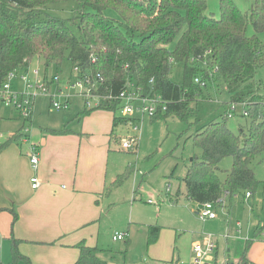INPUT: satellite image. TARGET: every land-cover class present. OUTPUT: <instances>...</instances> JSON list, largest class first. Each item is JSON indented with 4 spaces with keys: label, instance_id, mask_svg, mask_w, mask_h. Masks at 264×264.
<instances>
[{
    "label": "trees",
    "instance_id": "obj_1",
    "mask_svg": "<svg viewBox=\"0 0 264 264\" xmlns=\"http://www.w3.org/2000/svg\"><path fill=\"white\" fill-rule=\"evenodd\" d=\"M68 1L78 5L72 17L53 14ZM218 1L219 16L213 17L206 14L208 0H0V85L9 72H25L34 57L41 58L45 68L50 64L58 68L67 58L78 79L102 97L91 109L85 105L83 114L97 108L119 109V101L108 96L131 82L145 95L165 101L166 110L160 111L159 104L152 120L174 116L190 127L198 121L195 103L203 96L194 77L202 73L198 76L202 81L210 80L215 72L230 94V104L246 106L250 123L246 131L234 135L224 114L195 129L192 137L200 155H193L181 177L184 195L203 203L225 191L230 196L253 193L259 181L250 164L264 156V96L255 79L256 70L264 65V43L258 38L264 32V0H253L245 12L233 0ZM248 24L252 35H247ZM173 62L183 65L178 83L170 79ZM112 120L115 126L127 119L113 114ZM14 137L20 135L13 133L9 139ZM228 156L232 165L221 180L219 164ZM263 227H256L255 236L264 233ZM159 231L160 226L148 225L147 244L157 240ZM12 240L14 260L31 264ZM76 247L79 256L70 264H108L99 256L103 250L84 240ZM237 264L248 260L243 256Z\"/></svg>",
    "mask_w": 264,
    "mask_h": 264
},
{
    "label": "rangeland",
    "instance_id": "obj_2",
    "mask_svg": "<svg viewBox=\"0 0 264 264\" xmlns=\"http://www.w3.org/2000/svg\"><path fill=\"white\" fill-rule=\"evenodd\" d=\"M233 1L240 11L245 12L253 0ZM76 8V2L68 1L61 8L53 10V14L62 18L72 17ZM206 14L219 16L218 0H208ZM246 32L247 35L255 33L251 24H248ZM75 33L78 35L76 29ZM258 38L264 43V32L258 33ZM35 69H39L42 77L47 78V95H35L31 111L35 113V118L32 124L20 118L11 104L0 99V117L4 118L0 131L11 129L14 134L20 135L11 141L15 143L17 154L24 157L33 144L32 138L39 125L64 128L65 123H68L72 134L66 139H71L73 144L69 148L72 166L81 173L91 171L99 182L100 191H93L98 193L94 204L99 215L87 226L89 233L84 238L93 242V247L103 250L99 251L102 259L108 264H171L174 254V257L183 261L182 264H190L192 244L207 233H212L219 237L217 264L224 260V256L232 264L243 256L249 260V264H264V233L254 234L258 225H264L262 154L250 164L259 181L257 188L249 198L244 197V191L235 192L232 196L227 194L223 202L215 203L216 218L200 220L195 212L197 205L184 195L185 186L181 177L185 175L186 165L193 155H200L192 133L210 120L221 119L230 111V94L215 72L211 74L210 80L204 79L205 83L201 84L204 97L195 103L198 121L190 127L187 122L174 116L152 120L150 115H142L141 112L128 115L134 116L133 122L140 126L138 144L132 151L119 146V136L130 132L129 125L127 129L121 121L112 126L113 114L125 117L120 109L113 112L97 108L86 115L81 114L85 105L81 92L89 86L78 79L75 68L67 58L58 68L54 64L45 68L44 61L34 57L27 73L31 81H34L31 71ZM21 73L23 71L17 70V76L9 81L11 90L22 89L19 82ZM201 75L198 73V76ZM182 78V63L173 62L170 79L178 83ZM255 79L259 82V94L264 96V65L256 70ZM77 82L81 87L77 86ZM66 100V108L52 106V101L63 104ZM140 103V100H134L131 104L138 107ZM245 108L242 103H234L232 116L226 117V125L234 135H239L240 129L246 131L249 126V117L242 115ZM36 116H39L38 120ZM26 159L22 158L21 163ZM231 165L230 156L220 162L221 180H224L226 170ZM177 190L179 196L176 198ZM147 199L153 203H147ZM149 224L161 226L157 241L151 244H147ZM115 232L124 234V239L113 241ZM248 240L250 242L246 249ZM42 255L52 258L49 264H55L59 256L55 251H46ZM0 264L26 263L21 259L14 260L9 242L5 240L0 244Z\"/></svg>",
    "mask_w": 264,
    "mask_h": 264
},
{
    "label": "crops",
    "instance_id": "obj_3",
    "mask_svg": "<svg viewBox=\"0 0 264 264\" xmlns=\"http://www.w3.org/2000/svg\"><path fill=\"white\" fill-rule=\"evenodd\" d=\"M28 70L29 66L25 72L28 73ZM19 82L23 89L20 77ZM84 104L90 109L96 106L93 100L88 106L84 99ZM85 105L81 114L85 110ZM38 117L36 116L37 120ZM34 118L35 113H31L28 120L30 125ZM3 121L4 118L0 117V124ZM122 123L125 124L126 120ZM65 124L64 128L58 125L46 127L39 125V129L34 132L32 143L38 149L36 171L31 167L28 152L24 157L17 154L15 143L9 139L13 135L12 130L0 131V137L4 138L0 140V244L8 240L12 249L13 237L17 240L18 252L29 258L31 264H49L52 258L42 255L46 251H55L59 255L55 264H70L79 256L76 246L80 241L84 240L87 245L93 247V242H88L84 237L89 233L87 226L99 215L94 204V198L98 196L96 192L100 191L99 182L91 171L81 173L72 166L69 148L70 146L72 148L73 144L71 139H66L72 134V130L68 123ZM112 126L114 127L113 120ZM119 137L121 139L122 135ZM62 143L66 144L61 145ZM22 158H27L22 162L24 166L21 163ZM35 173L40 185L33 189L30 177ZM146 202L149 203L148 199ZM194 203L197 207L201 204ZM113 235L112 240L117 241L113 239ZM217 240L218 246L213 253L215 264L219 247L218 236ZM178 262L183 263L173 254L171 264ZM226 263L232 264L224 256L220 264Z\"/></svg>",
    "mask_w": 264,
    "mask_h": 264
},
{
    "label": "built area",
    "instance_id": "obj_4",
    "mask_svg": "<svg viewBox=\"0 0 264 264\" xmlns=\"http://www.w3.org/2000/svg\"><path fill=\"white\" fill-rule=\"evenodd\" d=\"M32 74L34 75V81L28 79V74L26 72L19 75L23 82V89L21 91L11 90L9 81L17 76L16 71L9 72L4 83L0 85V99L4 100L7 104H11L16 109L19 116L25 121L30 119L35 95L39 93L47 95V78L42 77V75L39 73V69L33 70ZM194 82L201 84L204 83L201 80V77L198 76L194 77ZM77 86L81 87V84L77 82ZM81 96L84 97L88 106L91 105V100L94 101L95 105H98L100 98H102L98 94L93 93L90 87L83 88ZM50 97L52 96L50 95ZM108 97L117 99L119 101V109L121 110V114L125 115L127 118L125 124L127 126L129 125L128 128L130 132L127 135L121 137L119 146L124 150L134 151L138 144V132L140 131V126L139 124L133 122L135 119L134 116L129 117L128 115L141 112L142 115L148 114L152 116L158 111L159 104L160 111L166 110V103L160 96L151 97L149 95H145L141 89L131 82H126L122 90H120L117 95L113 97L109 95ZM134 100H140L141 103L138 107L132 106L131 103ZM67 105V100L63 104L52 101V106L55 108H66ZM229 109L230 111L226 112V116L231 117L234 110V103L229 105ZM242 115H247L246 109H243ZM28 155L31 167L34 171H36L38 164V149L35 144H31L29 146ZM30 182L33 189L39 187L40 180L36 173L30 177ZM227 194L230 195L228 191H225L223 197L220 196L215 201H205L201 203L196 211L198 218L202 221L216 218L217 214L215 211V203L223 202ZM251 194V191L244 192L245 197H250ZM148 202L151 203L152 201L149 199ZM123 238L124 234L120 232H115L113 235L114 240ZM217 243V236L212 233H207L201 240L194 242L191 249L192 260L190 264H215L216 261L213 257V253L217 249Z\"/></svg>",
    "mask_w": 264,
    "mask_h": 264
}]
</instances>
